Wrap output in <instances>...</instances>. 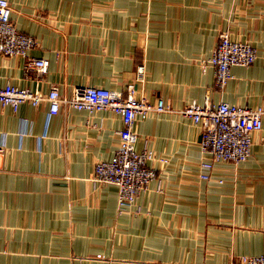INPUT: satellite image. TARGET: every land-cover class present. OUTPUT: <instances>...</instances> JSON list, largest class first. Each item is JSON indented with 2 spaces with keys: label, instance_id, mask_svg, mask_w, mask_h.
<instances>
[{
  "label": "crops",
  "instance_id": "crops-1",
  "mask_svg": "<svg viewBox=\"0 0 264 264\" xmlns=\"http://www.w3.org/2000/svg\"><path fill=\"white\" fill-rule=\"evenodd\" d=\"M9 2L17 28L38 42L30 55L50 65L40 80L25 74L23 58L2 56L1 86L124 93L144 64L137 94L171 110L137 121L136 147L154 152L158 175L120 211L118 188L92 180L119 146L118 114L0 105V264H234L264 253V126L246 161L216 162L202 179L201 126L179 112L193 102L263 104L264 0ZM226 30L258 58L234 66L218 90L202 60Z\"/></svg>",
  "mask_w": 264,
  "mask_h": 264
},
{
  "label": "built area",
  "instance_id": "built-area-1",
  "mask_svg": "<svg viewBox=\"0 0 264 264\" xmlns=\"http://www.w3.org/2000/svg\"><path fill=\"white\" fill-rule=\"evenodd\" d=\"M37 45L33 36L17 28L12 19L9 0H0V59L2 56L21 57L25 74L34 73L43 80L49 71L50 62L45 57L30 55V50ZM257 58L258 50L253 43L233 39L229 30H226L221 33L212 56L202 60V68L205 71L209 66L214 67V86L223 90L234 77V66H251ZM146 77V67L141 64L137 68L135 82L128 84L124 93L102 86H77L70 96L63 95L57 84L44 92L8 83L0 85V105L17 111L24 103L37 107L48 102L51 114H58L64 107L90 113L112 110L118 114L123 122V128L119 131V146L111 159L99 160L95 164L92 180L95 184L115 185L118 188L119 209L123 211L137 202L141 192L158 175L157 169L151 165V161L156 158L154 152L147 148L138 150L136 147V123L153 112L171 110L162 98L151 101L145 94H137L136 82L145 83ZM179 112L201 126V150L205 155L202 179L210 178L209 171L216 162L240 164L246 161L252 154L255 133L264 126V102L256 107L226 101L217 104L211 101L206 104L193 102ZM4 151L5 147L0 143V157ZM159 160L166 162L164 158ZM234 264H264V253L239 256Z\"/></svg>",
  "mask_w": 264,
  "mask_h": 264
}]
</instances>
